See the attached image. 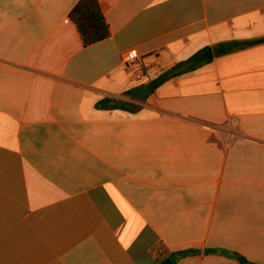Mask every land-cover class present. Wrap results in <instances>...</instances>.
Returning a JSON list of instances; mask_svg holds the SVG:
<instances>
[{
    "label": "crops",
    "instance_id": "0c3cea01",
    "mask_svg": "<svg viewBox=\"0 0 264 264\" xmlns=\"http://www.w3.org/2000/svg\"><path fill=\"white\" fill-rule=\"evenodd\" d=\"M78 1L0 0V264H264V0Z\"/></svg>",
    "mask_w": 264,
    "mask_h": 264
},
{
    "label": "trees",
    "instance_id": "16d2710c",
    "mask_svg": "<svg viewBox=\"0 0 264 264\" xmlns=\"http://www.w3.org/2000/svg\"><path fill=\"white\" fill-rule=\"evenodd\" d=\"M70 18L78 27L85 46L108 39L111 36L109 24L107 23L99 0H79L70 12ZM181 73L180 67L164 72L157 79L152 81L154 88L170 80ZM99 107L104 109H124L131 112L137 111L138 107L114 99H105L99 103ZM197 253L196 250H186L179 252L161 264H175L179 259ZM227 256L237 260L241 264H255L249 262L237 253H225Z\"/></svg>",
    "mask_w": 264,
    "mask_h": 264
},
{
    "label": "built area",
    "instance_id": "2783aa9c",
    "mask_svg": "<svg viewBox=\"0 0 264 264\" xmlns=\"http://www.w3.org/2000/svg\"><path fill=\"white\" fill-rule=\"evenodd\" d=\"M124 63L127 67H135L136 69V78L138 80L142 79V77L145 75L146 70L145 67L139 66V58L136 50H131L124 55Z\"/></svg>",
    "mask_w": 264,
    "mask_h": 264
},
{
    "label": "water",
    "instance_id": "95a60500",
    "mask_svg": "<svg viewBox=\"0 0 264 264\" xmlns=\"http://www.w3.org/2000/svg\"><path fill=\"white\" fill-rule=\"evenodd\" d=\"M212 52L211 50L206 51L203 55L202 58L209 60L212 58ZM154 90V86L153 83H147L145 85H143L142 87H140L139 89H137L134 93H133V97L137 98V99H145L147 96H149Z\"/></svg>",
    "mask_w": 264,
    "mask_h": 264
}]
</instances>
